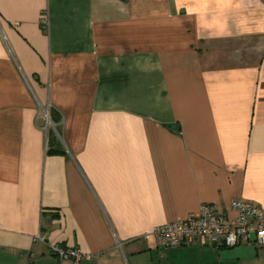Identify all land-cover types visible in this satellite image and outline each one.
<instances>
[{
  "label": "crops",
  "instance_id": "crops-1",
  "mask_svg": "<svg viewBox=\"0 0 264 264\" xmlns=\"http://www.w3.org/2000/svg\"><path fill=\"white\" fill-rule=\"evenodd\" d=\"M236 198L264 210V0H0V264H264L150 235Z\"/></svg>",
  "mask_w": 264,
  "mask_h": 264
},
{
  "label": "built area",
  "instance_id": "built-area-1",
  "mask_svg": "<svg viewBox=\"0 0 264 264\" xmlns=\"http://www.w3.org/2000/svg\"><path fill=\"white\" fill-rule=\"evenodd\" d=\"M230 209L234 212L232 218L215 205L202 204L197 214L157 225L150 235L161 250L190 245L233 247L239 244L264 248V210L241 198L233 199ZM34 240L43 238L37 235ZM49 250L58 260H69L72 264L90 259V255L75 247L53 244L49 245Z\"/></svg>",
  "mask_w": 264,
  "mask_h": 264
},
{
  "label": "trees",
  "instance_id": "trees-1",
  "mask_svg": "<svg viewBox=\"0 0 264 264\" xmlns=\"http://www.w3.org/2000/svg\"><path fill=\"white\" fill-rule=\"evenodd\" d=\"M63 151L59 148L57 138L53 132H49V142H48V153L57 154L62 153Z\"/></svg>",
  "mask_w": 264,
  "mask_h": 264
}]
</instances>
